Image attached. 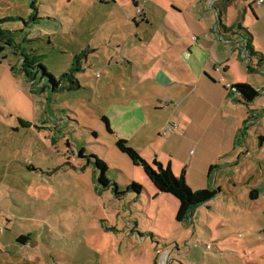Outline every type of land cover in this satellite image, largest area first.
I'll list each match as a JSON object with an SVG mask.
<instances>
[{
	"label": "rangeland",
	"instance_id": "rangeland-1",
	"mask_svg": "<svg viewBox=\"0 0 264 264\" xmlns=\"http://www.w3.org/2000/svg\"><path fill=\"white\" fill-rule=\"evenodd\" d=\"M136 1L0 0L3 40L13 44L0 52V264H264V2L236 0L223 12V21L255 35L259 54L246 60L235 52V60L229 47L233 68L216 73L224 77L219 87L251 84L260 96L247 104L202 96L200 137L167 133L173 111L162 99L170 88L138 83L118 42L135 34L136 21H153L140 33L159 41L174 37L179 21H220L217 11L207 0ZM137 54L142 64L147 55ZM39 65L58 81L73 70L80 87L70 89L68 79L54 86ZM120 138L148 162L172 163L176 175L186 168L193 190L218 194L178 221L179 200L155 188L119 149ZM97 158L107 165L108 188ZM134 182L139 194L127 191ZM217 238L239 246L224 250Z\"/></svg>",
	"mask_w": 264,
	"mask_h": 264
},
{
	"label": "crops",
	"instance_id": "crops-1",
	"mask_svg": "<svg viewBox=\"0 0 264 264\" xmlns=\"http://www.w3.org/2000/svg\"><path fill=\"white\" fill-rule=\"evenodd\" d=\"M200 1L206 2V0ZM235 1L236 0L230 2L228 7L235 4ZM136 3L138 2L136 1ZM207 3L211 6L212 1L207 0ZM256 4H258V0ZM171 5L175 13L178 12V14H180L183 12L179 6ZM259 5L261 6L262 4H258V6ZM255 6L256 5L252 3L251 10H253L257 18L256 21H259L261 18ZM144 16V18H147L146 13H144ZM237 22L234 20L232 22L223 21L222 18L220 21H217V19H215V21H203L201 18H194V21H188L186 19L183 24L179 21L175 26L173 25L174 37L167 34L162 36L158 41V35L153 36L151 34H146L144 30L142 34L140 33L143 24L151 26L153 25V21H136L135 34L127 38L121 37V40L118 42V45L121 47V52H124L123 57L127 61V64L131 66L134 73L133 75L138 80V83L152 81L154 83H161L163 86L170 88V91L167 92V98L164 96L162 100L165 102L168 99L166 107L169 108L172 106L171 110L173 114L170 117V124H178L177 129L171 132L172 134L177 132H180L182 135L192 133L194 134L192 136L199 134V130H201L198 123L199 111L203 106L202 100H205L208 95L214 96L215 99L219 102L221 101V103L226 102V100L231 102V97L235 102H242V97L238 92L232 91L231 93L230 91L231 86L235 85L233 84L234 82H232V84L223 83L221 88L217 84L218 82L220 83L219 80L222 76L216 75V73L219 72L228 75L230 69L233 68L230 65L233 58L235 57V60H238L237 53L235 54V52H238L239 56H242L246 60L252 56L249 54L250 51L246 50L244 40H241V37H243L239 34L241 23L239 21L240 28H237ZM245 30L252 35L251 43L253 46V41L256 40V37L249 29L246 28ZM246 37H248L247 34ZM155 42H157V46L159 43L162 45L161 50H153V48H155ZM129 46L131 50H127ZM135 46H138V49H135ZM229 47L232 48V55L235 54L232 58L229 57V52L227 51ZM136 52L140 53L139 55H147L146 58H143L141 61L142 64L139 62L141 58H139ZM256 53L259 54V52ZM147 60H149V62ZM251 60L253 61V59ZM218 65H221L224 69L222 70L221 68L220 71H217L216 66ZM252 66L253 65H250L249 68H252ZM260 67L259 65L258 68ZM209 76L214 79V83L210 82L208 79ZM172 86L174 90L171 91ZM202 96L206 98L203 99ZM215 118L216 117L212 118L211 124H214ZM213 131L217 130L212 129L210 132ZM167 133L169 132L167 131ZM204 133L207 132L200 133L199 136L202 137ZM213 135H215V133L210 134L208 138L212 139ZM235 142L236 134L233 135V139L231 140V145L233 144V147H235ZM259 146L263 147L264 142L260 143L259 141ZM170 165L173 167L172 163ZM216 165L217 160L215 161L214 159L213 164L211 162V167ZM217 176L218 173H216V178ZM253 190H256V188L252 187L249 190V195L254 196L255 198L253 199H257L260 196V192L256 190L257 193H251ZM191 217L189 219H191ZM213 243L216 247L219 245L225 246L224 250H231L234 245L239 246L237 240L231 242L225 241L223 243V241L217 238ZM168 252L171 255V252ZM169 264H171V259Z\"/></svg>",
	"mask_w": 264,
	"mask_h": 264
},
{
	"label": "trees",
	"instance_id": "trees-1",
	"mask_svg": "<svg viewBox=\"0 0 264 264\" xmlns=\"http://www.w3.org/2000/svg\"><path fill=\"white\" fill-rule=\"evenodd\" d=\"M211 1V6L215 7L218 13V19L221 20L223 12L226 13L229 3L233 0ZM0 21L2 20L0 19ZM240 30H243L244 32ZM240 30L239 34L243 36L241 37V40H244L246 50L250 51V55L257 54L254 51L251 43L252 35L242 27ZM7 32L8 31H5L0 27V52L5 49L6 45H13L9 39L3 40V38L7 35ZM246 34L248 37H246ZM24 64L30 67V64H28L26 59H24ZM31 66L34 68L38 67L35 64H32ZM39 67L40 68L37 69V72H39V70H42L44 75L50 77V81L54 86L58 85L59 87L62 84V80L68 79L70 80V89L80 87V82L78 79L76 80L75 76L73 75V70H71L70 72H65L62 76V80L58 81L53 74L49 73L46 70L45 66L39 65ZM209 77L214 81L211 76ZM230 91L231 93L232 91L238 92L242 97V101L246 104L254 101L257 97L260 96L259 90L253 87L251 84H235L231 86ZM104 119L107 122L108 129L111 130L109 120L106 117ZM20 122L23 126H28L30 124L28 121L23 119H20ZM259 141L260 143L264 142V135L259 136ZM117 146L122 152L126 153L132 159L134 164L143 167L146 174L159 192L170 193L179 200L180 205L177 212L178 221L188 220L193 215L195 207L212 200L218 194V189L214 188L193 190L186 182V168L181 171L180 175H176L170 164L164 165L157 159H154L153 162H148L147 160L142 158L138 151L130 146L128 144V141L124 138H120L117 141ZM96 164L101 169V174L99 175L100 184H102L105 188L110 187L112 185V180L106 174L107 165L105 161L97 158ZM214 167L215 166H212L210 170H212ZM127 191H134L139 194L140 192H142V185L134 182L132 185H129L127 187ZM251 193H257V191L253 190ZM120 194V191L116 189V195ZM28 240L29 235H21L18 237V241H20L21 243H27Z\"/></svg>",
	"mask_w": 264,
	"mask_h": 264
},
{
	"label": "built area",
	"instance_id": "built-area-1",
	"mask_svg": "<svg viewBox=\"0 0 264 264\" xmlns=\"http://www.w3.org/2000/svg\"><path fill=\"white\" fill-rule=\"evenodd\" d=\"M264 2V0H258V4H261V3H263ZM216 70L217 71H220L221 70V66L220 65H218V66H216ZM220 80L221 81H224V77H220ZM177 127H178V124L177 123H174V124H172L170 127H169V129L167 130L168 132H173L175 129H177Z\"/></svg>",
	"mask_w": 264,
	"mask_h": 264
}]
</instances>
